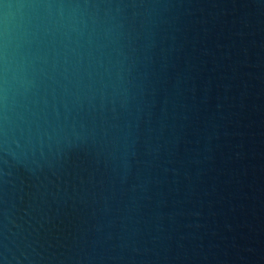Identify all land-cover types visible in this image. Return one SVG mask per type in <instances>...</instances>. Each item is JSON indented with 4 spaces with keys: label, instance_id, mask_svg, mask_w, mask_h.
Here are the masks:
<instances>
[{
    "label": "water",
    "instance_id": "95a60500",
    "mask_svg": "<svg viewBox=\"0 0 264 264\" xmlns=\"http://www.w3.org/2000/svg\"><path fill=\"white\" fill-rule=\"evenodd\" d=\"M0 264H264V0H0Z\"/></svg>",
    "mask_w": 264,
    "mask_h": 264
}]
</instances>
